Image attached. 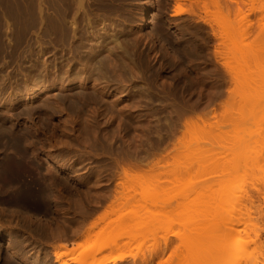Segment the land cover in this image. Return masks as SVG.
<instances>
[{
	"label": "rangeland",
	"instance_id": "1",
	"mask_svg": "<svg viewBox=\"0 0 264 264\" xmlns=\"http://www.w3.org/2000/svg\"><path fill=\"white\" fill-rule=\"evenodd\" d=\"M34 1L44 16H54V0ZM119 2L117 20L130 43L137 37L140 43L128 48L131 73L115 81L100 110L89 103L84 113L43 108L13 119L26 140L31 178L50 196L30 206L0 205V264H58L55 250L76 243L91 250L84 264L131 254L116 264H239L249 256L263 264L262 21L238 17L224 0L208 16L190 0ZM37 32L25 49L49 78L36 105L54 106L58 91H47L54 31L39 39ZM78 90L76 84L72 92ZM93 90L91 83L86 92ZM8 93L0 94L2 103ZM23 101L14 114L33 104ZM11 194L3 191L0 200ZM14 238L23 248L9 252Z\"/></svg>",
	"mask_w": 264,
	"mask_h": 264
},
{
	"label": "bare ground",
	"instance_id": "2",
	"mask_svg": "<svg viewBox=\"0 0 264 264\" xmlns=\"http://www.w3.org/2000/svg\"><path fill=\"white\" fill-rule=\"evenodd\" d=\"M190 1L198 2L196 5L206 16L212 14V9L219 8L217 0ZM118 2L119 0H54V16H44L42 8L34 0H0V11L4 19V22L0 23V73L6 70L4 75H0V94L7 89L12 91L8 93L9 100L4 103L0 101V108H6L4 112L6 115H0V194L3 191L12 193L10 197H3L0 205L8 204L11 208L20 204L30 206L36 201L35 197L50 196L48 188L41 181L36 182L31 178L34 167L29 160L24 136L14 130V117L25 115L29 118L31 114H36L43 108L55 113L66 112L69 116V112L84 113L89 103L96 104L100 110L103 101L112 93L109 91L115 81L131 73L126 66V61L131 55L128 48L140 43V38H134L130 43L129 33L116 18L120 16ZM229 3L238 17H244L243 15L249 19L259 17L264 25V0H224L227 9ZM176 12L180 14L182 11L178 9ZM206 16L202 20L212 28V23ZM226 19H223V32L228 25ZM36 31L37 39L41 37V33L51 34L54 31V81L47 89L49 91L54 87V90L58 91L55 94L54 106L36 105L46 90L42 88V81L49 78V72L44 74L47 67L33 59L32 50L25 49L26 47L30 49L31 35ZM215 35L224 42L222 35ZM37 55L39 56V53ZM218 55L221 57V52L218 51ZM7 56L10 58L7 59ZM21 58L22 63H19ZM14 63H17V68L11 67ZM224 65L232 71L227 62ZM10 67L12 69L8 70ZM234 68L236 74L238 68ZM91 83L93 92H86ZM6 84L10 87L8 88ZM76 84H79L80 90L72 92ZM25 98L32 100V106L24 108L20 115L14 114L20 105L25 104L23 101ZM101 115L103 112L98 111L97 116ZM75 122L72 120L71 123ZM77 123L81 125L83 120ZM6 150L10 153H5ZM57 168L60 171L66 170L63 165H58ZM122 169L127 171L131 167ZM243 198V201L248 199ZM21 243L20 239L14 238L8 245V251L22 249ZM90 251V248L80 243L62 245L53 253L54 262L69 264V261H79L80 264H84L86 259L82 256ZM17 252L18 250H15L11 254L17 256ZM64 256H68L67 259H63ZM144 256L143 254L142 258H145ZM135 257V254L128 257L111 256L95 264H116L125 258ZM8 264L15 263L8 260ZM239 264L259 262L256 257L249 256L244 263Z\"/></svg>",
	"mask_w": 264,
	"mask_h": 264
}]
</instances>
